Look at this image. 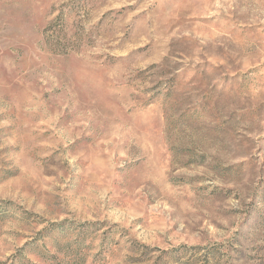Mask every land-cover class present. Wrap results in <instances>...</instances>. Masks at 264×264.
<instances>
[{"label": "rangeland", "instance_id": "1", "mask_svg": "<svg viewBox=\"0 0 264 264\" xmlns=\"http://www.w3.org/2000/svg\"><path fill=\"white\" fill-rule=\"evenodd\" d=\"M0 264H264V0H0Z\"/></svg>", "mask_w": 264, "mask_h": 264}]
</instances>
